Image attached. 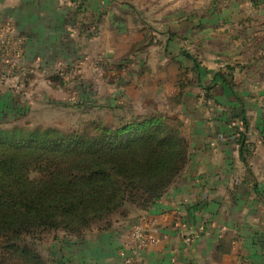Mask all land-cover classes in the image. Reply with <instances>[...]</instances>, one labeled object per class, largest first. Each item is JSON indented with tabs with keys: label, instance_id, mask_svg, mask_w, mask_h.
I'll return each instance as SVG.
<instances>
[{
	"label": "crops",
	"instance_id": "crops-1",
	"mask_svg": "<svg viewBox=\"0 0 264 264\" xmlns=\"http://www.w3.org/2000/svg\"><path fill=\"white\" fill-rule=\"evenodd\" d=\"M1 27L22 42L6 62L0 41V125L85 101L188 129L161 199L55 240L53 264H127L144 214L155 241L131 264H264V0H0Z\"/></svg>",
	"mask_w": 264,
	"mask_h": 264
},
{
	"label": "trees",
	"instance_id": "trees-1",
	"mask_svg": "<svg viewBox=\"0 0 264 264\" xmlns=\"http://www.w3.org/2000/svg\"><path fill=\"white\" fill-rule=\"evenodd\" d=\"M96 122L81 133L0 129V237L24 264H46L31 241L46 231L81 233L115 212L149 210L188 161L180 130L153 112ZM240 142L244 154V134Z\"/></svg>",
	"mask_w": 264,
	"mask_h": 264
},
{
	"label": "rangeland",
	"instance_id": "rangeland-1",
	"mask_svg": "<svg viewBox=\"0 0 264 264\" xmlns=\"http://www.w3.org/2000/svg\"><path fill=\"white\" fill-rule=\"evenodd\" d=\"M86 103L87 102L85 101H79L78 107L72 106L68 108L66 106H61V108L58 109L52 107L46 109L45 111H36L34 113L19 112L8 123H2L0 125V129L11 130L15 127L24 129L55 128L67 133L74 131L81 133L87 127L93 126V122L96 121V123L98 124H100V122H107L109 123V125H114L115 123H117L118 125L121 122L129 119L121 116V118L116 120L117 122H114L115 120L112 117L114 115L113 112L96 113V110L93 111L94 109L86 105ZM153 115L157 117H162V121L164 123L171 124L178 128L188 144V129L185 127V120L181 119V117H179L178 115H175L170 112L168 113L163 111H157L153 112ZM90 132L94 133V128H90ZM115 213L110 215L109 218ZM121 214H124V212H122ZM109 218L98 219L94 221L92 225L102 223L104 220H107ZM91 226L84 229L81 233H75L66 228L46 231L45 233L38 235L37 237L31 238V241L36 244V246L33 248L38 251L39 255L43 258V260L46 261V264H53L51 262L52 255L50 250V248L52 247V243H54L55 240L61 241V239L63 238L69 239L68 237L78 236L84 233ZM5 241L6 239L0 237V264H24L18 253L14 252V250L11 248H5L7 245V242Z\"/></svg>",
	"mask_w": 264,
	"mask_h": 264
},
{
	"label": "built area",
	"instance_id": "built-area-1",
	"mask_svg": "<svg viewBox=\"0 0 264 264\" xmlns=\"http://www.w3.org/2000/svg\"><path fill=\"white\" fill-rule=\"evenodd\" d=\"M9 33L10 30H8V27L0 28V41L3 40L4 42L2 50L6 62H11L13 57L19 54V45H21L22 42V39H17L14 41L16 46H12ZM262 106L264 108V98L262 100ZM145 224H153V220L146 214L140 216L139 222L135 224L129 233L127 248L122 253L125 263L127 264L133 263L141 255L142 247L148 246L155 241L152 236L145 234ZM239 264H246V262L242 260Z\"/></svg>",
	"mask_w": 264,
	"mask_h": 264
}]
</instances>
